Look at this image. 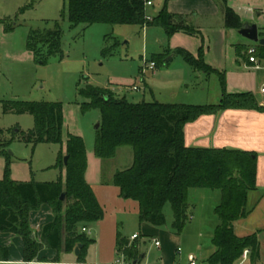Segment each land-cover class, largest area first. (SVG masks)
<instances>
[{
	"label": "trees",
	"instance_id": "trees-1",
	"mask_svg": "<svg viewBox=\"0 0 264 264\" xmlns=\"http://www.w3.org/2000/svg\"><path fill=\"white\" fill-rule=\"evenodd\" d=\"M36 0H33L35 2ZM148 22L146 0H67V16L72 27L106 24L111 26H157L168 38L176 33L197 34L187 25V18L173 15L168 3ZM225 2V27L241 30L245 24ZM260 37L264 39V34ZM63 32L58 24L47 31H32L28 49L36 58L62 55ZM43 47L45 51H41ZM249 49V48H248ZM257 57L264 60V45H257ZM239 55L246 52L239 47ZM171 54V52H169ZM198 73L210 76L215 70L185 50L174 52ZM105 52L104 55H107ZM169 55L163 57L167 58ZM162 57V56H160ZM156 66L158 59H154ZM221 101L215 105L188 106L161 104L159 102L133 104L104 88L86 86L79 95L87 100L84 109H96L101 114L97 130L95 156L101 161L115 159L121 148H131L133 164L117 172L112 183L120 189L124 200L139 204L140 223L153 227L166 225L164 208L170 204L174 221L172 230L182 234L190 220L189 192L192 189L220 191L221 202L215 209L220 220L212 240L215 252L205 264H238L249 251L252 264L260 261V243L257 234L240 238L235 234V223L249 216V194L257 190L258 154L234 149L190 148L185 144V126L203 116H218L227 110H254L264 113L254 94H229L225 78ZM3 113L31 115L35 127L28 142L58 144L63 142L64 114L61 103L4 102ZM68 157L67 164L64 158ZM88 168L86 145L81 137L68 135L66 153L58 155L54 169H65L62 179L53 183L16 182L9 175L0 181V234L20 236L24 242L26 264L36 261L44 249L58 253H74L81 244L78 262L85 264L89 247L94 244L82 229L104 219V210L86 180ZM65 194V199L61 196ZM43 205L54 213L52 223L44 226L41 242L33 236L30 215ZM117 251L127 264H142L144 257L136 239L130 242L117 237ZM7 248L0 246V262H8Z\"/></svg>",
	"mask_w": 264,
	"mask_h": 264
},
{
	"label": "rangeland",
	"instance_id": "rangeland-1",
	"mask_svg": "<svg viewBox=\"0 0 264 264\" xmlns=\"http://www.w3.org/2000/svg\"><path fill=\"white\" fill-rule=\"evenodd\" d=\"M152 1L154 7H148L146 15L153 19L152 15H158L163 9L165 0ZM208 1L210 5L204 0H180L182 8L193 9V13L198 14L187 21L197 34L180 32L168 38L157 26L72 27L67 16V0H0V181L6 175L23 183L55 181L59 171L53 167L59 153H66L69 134L84 140L88 165L94 171L97 160L94 148L101 114L96 109H84L88 101L79 95V90L88 85L107 89L133 104L159 102L188 106L218 104L224 89L223 77L227 93L243 86V72L248 76L249 73L239 70L236 62L243 61L244 57L237 49L248 42L237 30L225 27L224 0ZM226 4L244 24L264 27V0H226ZM56 24L63 32L62 55L47 57L44 53L46 62L43 64L29 51L28 38L32 31L52 30ZM179 49L195 58L201 54L215 72L210 76L201 73V78H197L184 59L174 53ZM105 52L108 54L104 55ZM245 55L249 62L248 48ZM154 59L159 63L153 71L149 65ZM261 67L260 72L253 71L255 76L264 74V60ZM135 87L138 89L134 90ZM4 102L61 103L62 144L28 142V135L35 127L33 116L4 114ZM118 152L106 165L107 175L112 170L128 169L133 161L131 148ZM220 202V191L190 190L189 206L195 208L194 219L189 220L180 235H174L172 230L174 216L170 204L164 208L166 225L152 226L162 235L143 231V224L134 217L123 221L121 227L125 233L137 232L140 236L143 262L161 264L167 258L171 264H185L184 257L195 252L203 264V259L213 249L207 226L212 216L217 218L216 214L212 215V209ZM201 221L206 228L199 227ZM199 233H203L202 237ZM154 240L163 244L162 250L155 246ZM93 252L89 250L92 255ZM88 261L95 262L94 259ZM243 264H252V261Z\"/></svg>",
	"mask_w": 264,
	"mask_h": 264
},
{
	"label": "crops",
	"instance_id": "crops-1",
	"mask_svg": "<svg viewBox=\"0 0 264 264\" xmlns=\"http://www.w3.org/2000/svg\"><path fill=\"white\" fill-rule=\"evenodd\" d=\"M204 1L210 5L208 0ZM179 4L180 0L170 1L168 4L169 13L173 15L185 16L187 21L192 19V17H197L198 14H194L193 9H184ZM210 13L212 14L214 12L212 11ZM156 16L152 15V17ZM258 29L259 35L264 34V27ZM240 37L242 36L240 35ZM245 41L248 42V44H242L239 47L257 48V44L246 39ZM242 56L244 57V60L237 61L236 64L239 70H242V72L247 71L249 76H252L249 77L245 72H243L245 75V82L243 83L244 85L238 87V89L229 90L228 93H252L255 95L258 102L264 106V74L259 75V73H256L255 76L253 71L258 72V70H255L253 65L248 62V57L245 55V53ZM170 60L171 59L167 61ZM200 75L201 73L195 72V76L197 78H201ZM184 133L185 144L190 148L234 149L258 154L257 190L251 192L248 197V207L251 212L247 218L239 220L235 223V234L240 238L257 234L260 243L261 255L260 261L257 264H264V113L254 110H227L218 116H203L195 122L187 124L185 126ZM118 153L119 152H117V155ZM96 159L97 160L94 162V171L92 168L90 170L88 165L86 171V180L91 186L98 202L104 210V219L95 225H90L87 227L90 230V234L88 236L90 239L94 240L95 243L92 244L87 251L85 264H116L117 262L127 264L125 263L123 257L119 256L118 254L117 237L119 235L122 238L128 239L130 242H134L132 238L134 235H138V233H125L123 231V227L121 226H123V221L128 220L130 217H134L136 221H139L140 207L135 201L122 199L120 196V189L112 183L114 175L120 171L112 170L107 175L106 165L109 161L113 160L101 161L97 157ZM132 164L133 161L130 167ZM130 167H128V169ZM55 170L59 171V174L55 177L57 179L55 181L43 183H53L60 179H62L65 183V169ZM216 207H213L212 215L213 213L215 214ZM193 211H195V208L190 207V219H194ZM210 219V225L207 226L206 232L210 236L212 243L214 232L220 225V220L218 217L214 218L213 216ZM53 220L54 213L52 208L48 205H43L38 211L31 213L30 227L33 232V236L38 242H41L44 226L52 223ZM141 227L143 228V231L147 233L153 232L162 235L160 230L152 228V226L149 224L144 223ZM199 227L206 228L205 222L201 221ZM202 234L203 233H199L198 236L202 237ZM0 246L7 248L10 255L8 262H0V264H26L23 260L24 242L20 236L14 234H0ZM162 247L163 244L160 243V246L157 248L162 250ZM91 249L94 251L93 255L89 253V250L91 251ZM167 249L169 250L168 246ZM168 250L164 251L165 257L166 254H168ZM215 250L216 249L213 246L210 255L206 257V259H203V264H205V262L215 252ZM190 255L195 256L196 264H200L199 257L195 252H190L187 257H184L183 261L185 264H190L188 260ZM90 259H94L95 262L89 263L88 260ZM249 260L250 258L248 255V258L245 261L249 262ZM245 261L241 260L238 264H243ZM30 264L80 263L78 262V257L75 255V253H58L56 250L44 248L39 253L36 261ZM142 264L150 263L144 261ZM161 264H171L170 259L166 258Z\"/></svg>",
	"mask_w": 264,
	"mask_h": 264
},
{
	"label": "built area",
	"instance_id": "built-area-1",
	"mask_svg": "<svg viewBox=\"0 0 264 264\" xmlns=\"http://www.w3.org/2000/svg\"><path fill=\"white\" fill-rule=\"evenodd\" d=\"M145 5H146V8L152 7L153 6V1L152 0H146ZM146 19H147L148 22H151L152 21V18L146 17ZM256 54H257V49L255 47H250L248 49V55L250 56L249 57V63L253 65V68L255 70H258L259 71V70L262 69V67H261V60L257 57ZM149 68L154 71L155 68H156V64L154 62L150 63ZM133 89L134 90H137L138 88L135 87ZM82 232L83 233H86L88 235L90 234V230L88 228H83L82 229ZM138 238H139L138 235H134L132 239L133 240H136ZM154 244H155L156 247H159L160 246V242L159 241L154 240ZM178 252H181V250L179 249ZM248 255H249V251L246 250L244 252L243 257H242L244 261L247 260ZM188 260H189L190 264H196V258H195V256L190 255L188 257ZM116 264H122V263L117 262Z\"/></svg>",
	"mask_w": 264,
	"mask_h": 264
},
{
	"label": "water",
	"instance_id": "water-1",
	"mask_svg": "<svg viewBox=\"0 0 264 264\" xmlns=\"http://www.w3.org/2000/svg\"><path fill=\"white\" fill-rule=\"evenodd\" d=\"M239 34L245 38L246 40L255 43V44H260V45H264V39L260 38L259 35V29L258 26L256 24H246L241 30H239ZM100 127V123L97 125V129ZM68 161V157L66 156L64 158V164L66 165ZM65 199V194H63L61 196V200ZM82 245L79 244L74 253L77 257H79L81 249H82ZM144 257V256H143Z\"/></svg>",
	"mask_w": 264,
	"mask_h": 264
}]
</instances>
